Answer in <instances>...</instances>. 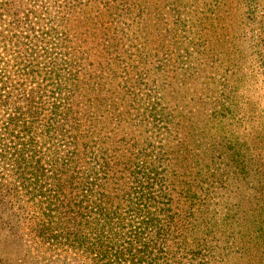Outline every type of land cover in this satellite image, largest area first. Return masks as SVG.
Segmentation results:
<instances>
[{"label": "trees", "instance_id": "16d2710c", "mask_svg": "<svg viewBox=\"0 0 264 264\" xmlns=\"http://www.w3.org/2000/svg\"><path fill=\"white\" fill-rule=\"evenodd\" d=\"M241 1L245 2L0 0V170L14 173L10 183L0 171V230H5L10 244L21 246L25 233L4 218L6 214H52L60 208L69 216L71 212L86 214L83 208L88 207V214H100L96 224L104 218L110 225L118 221L109 216L112 214H147L148 233L141 250L147 264H178V256L168 244L177 237L170 230L176 214L169 212L170 205L195 197L198 188L209 193L206 200L213 204L211 214L233 217L223 219L225 226L243 221L238 225L242 234L221 236L222 240L225 244L237 240L236 251L246 255V263L258 264L260 243L264 248V218L259 219V226L255 224L264 214V137L259 121L255 134L254 129L246 131L241 74L230 70L221 43L215 47L210 39V46L203 41L208 40V22L219 12L216 9L227 5L222 11L228 18L235 3ZM253 1L249 3L254 6ZM225 35L220 34L217 41H227ZM204 69L211 73L212 90H208V80L199 76ZM175 73L176 77L171 76ZM168 77H172L169 82ZM189 78L200 80L210 95L202 100L208 106L200 123L192 121L185 136L191 143L199 136L209 138L205 152L213 165L208 166L209 176L199 179L200 173H196L198 178L175 195L165 185V156L157 150L161 145L155 138L159 129L173 137L181 129L180 118L165 101L174 95V87L169 88L172 80ZM103 91L107 96H102ZM167 121L172 122V129L164 125ZM254 124L251 120L250 129ZM103 128L105 134L116 136H110L106 146L101 144L109 138L101 137ZM137 133L145 134L142 145L137 143ZM186 143L178 140L177 147ZM49 170L56 179L52 188L38 184ZM101 180L116 186L108 198L101 192L104 199L92 197ZM67 185L69 191H65ZM75 187L81 190L73 193ZM216 196H223L221 203ZM110 198H119L120 207L111 210L107 203L114 199ZM152 214L165 216L155 219ZM194 214L189 217L194 219ZM81 217H70L74 229L62 236L49 233L41 218L38 233L45 240H34L38 243L34 248L39 253L41 243H56L71 250L75 260L90 264H126L128 259L138 263L132 247L130 252L123 249L124 235L111 230L105 239L96 229L89 238L77 227ZM138 231L134 228L133 235ZM206 233L203 243L213 237L212 232ZM178 235L185 240L186 234ZM189 243L200 246L197 264L212 263L213 254L199 237H192ZM30 247L20 248L32 263ZM61 253L53 260L47 258L46 264H67L68 252ZM261 256L264 259V249Z\"/></svg>", "mask_w": 264, "mask_h": 264}, {"label": "rangeland", "instance_id": "374dc122", "mask_svg": "<svg viewBox=\"0 0 264 264\" xmlns=\"http://www.w3.org/2000/svg\"><path fill=\"white\" fill-rule=\"evenodd\" d=\"M253 2L254 6L249 3V0H245V2L243 1V3L241 1V4L239 2H236L235 7L231 10L230 15H228V18H225L224 12L222 11V9L227 5L216 9V11L219 12L212 14L208 22L210 24V29L208 30L209 32L207 33V36L205 35L208 40L204 38L203 41L206 42L207 46H210V39L214 44L216 43L215 47H218V45H220L221 43L225 58H229V63L231 66L230 70H234V72L237 71V73L239 72V74H241L240 78L242 77V81L239 80V82H241L242 84V94L245 98V104L243 106V118L244 120H246V131L249 132L250 130L254 129L253 133L255 134L256 131H258L259 121L260 135L263 138L264 0H254ZM199 4H201V2ZM150 18H153V13H150ZM223 33L227 34V36L225 35L227 40L225 41L226 43L222 41H217L219 39V35H222ZM168 66L169 64L167 65L166 69L170 68ZM169 72V70H166V73ZM178 73H180V70L178 71ZM210 74V71L206 69H204V71L199 74V76H202L200 77L202 80H208V90H212V86L215 85L214 83H212L211 78L209 77ZM172 75L176 77V73L171 74V76ZM171 78L172 77H168L167 82H169ZM201 83L202 82L200 80H197L196 78H189L187 80L180 81H177V79L172 80L169 88L174 87V95L173 97L168 96L167 102L165 101V103L173 107L176 118H180L179 120L183 125L181 126V129L175 133L176 135H174V137L172 136L173 134L168 135L167 133H161V129H159V135L157 138H155V140L157 142H160L161 145L159 146L161 148L157 150L163 151L165 156V161L162 165V169L165 171L167 177L165 185L170 186L175 195L179 192L181 187L184 186V184H192L193 180H196V178H198V175L197 177L195 175L196 173H200L199 179L203 177L205 179V176H209L208 171L211 168H209L208 166L213 165L210 160V156L207 155V152H205V144L209 143V138L204 139L203 137L199 136L198 141H194L193 143H191L190 138L188 136H185V131H187L188 126H191L192 121H195L198 124L200 123V118L206 111L208 106H204L202 100L205 99V96L210 95V93H207V89L202 86ZM101 94L103 97L107 96L105 91L101 92ZM188 116L189 119L187 118ZM251 120L255 121L254 128L252 129H250ZM186 121L188 122L186 123ZM163 123L164 121L162 122V124ZM164 125L167 126V128L169 129L173 128L172 122L169 123V121H167ZM100 127L101 125H99V127L96 129V132ZM101 131L103 134L101 137H109H106L107 140H103L104 142L101 143L102 146L110 144L111 137H116L115 134H105V128H103ZM164 134H166L167 136H165ZM135 136L138 137L137 143H139V145H142L143 142L146 140L145 134L143 133H137L135 134ZM182 139H185V142L188 143H186V146L185 144H182L180 145V148H178L177 141ZM196 143L197 145L195 146ZM118 154L119 153L115 154L116 157H118ZM77 168L78 167H76L75 169ZM115 169V166L112 167L113 171ZM0 171H2V175L7 179L8 182H13V172L9 170ZM70 171H73V174H78L77 170L71 169ZM48 172L50 175H43L38 181V184L44 187L52 188V184L56 179L54 180L52 178L54 172L53 170H49ZM169 173H171L172 176L175 174L174 177H172ZM77 181L81 182L82 180L78 179ZM73 182L77 186L76 178H74ZM199 184L202 185L201 182H199ZM115 187L116 186L114 183L101 180L100 184L97 186L98 193H96L95 191L92 194V197H102L99 194V192H101L105 194L106 198H108V195H112V191ZM80 190L81 187H75L72 192L77 193ZM65 191H69L68 185L65 187ZM195 191V197L193 196L192 198L187 199L182 198L181 200L176 201L172 200L174 202L170 205L171 209L169 210V212H176V214H174L175 216H173V225L171 226L170 230H175L173 235H177V237H174L169 240L168 244L172 249V253L178 256V264H197L200 261L199 254L196 253V250L200 246L196 247L194 245H190L189 242L190 239L195 236L199 237V239H201V243H203V241L207 239L206 231L212 232L213 235L212 239H210L207 243H203L204 246H209L210 251L213 254V258L211 259L212 263L210 264H247L245 259L243 258L246 255L236 251V246H238L237 240H231L229 238L231 241L228 244H225L221 237L228 234H233L234 237L237 238L238 235L243 233L242 231H240L241 228L238 226H241V224H243V221H238L233 226H225L226 220L223 219L228 220L233 217L229 214H224L225 216L223 217V214H211L210 206L213 204L206 200L209 193L206 194L207 191H205V189L200 190L196 188ZM175 197L177 198V196ZM222 197L223 196H216L220 203L223 200ZM102 198L104 199V197ZM112 199L114 198H110V200ZM120 202V199L117 198L107 203V206L110 207L111 210H113L114 207H120V205H118ZM30 203L31 201H27L25 204L31 205ZM262 206L264 205L262 204ZM76 208L77 206L75 205V209ZM35 210L37 209L35 208ZM87 210L88 207H84L83 211L86 212V214H73L71 212L69 213L71 214L69 216H66L68 214L60 208H56L55 211L52 210V214H31V211L29 212V214H26L27 212L25 214H6L4 218L10 219V222H13L15 225L18 224L19 230L23 234L25 233L23 235L25 241L21 242V246H23L24 248L29 247V245L31 246L30 256L33 258V260H31L32 263L26 261L27 258L24 254L23 249L20 248L21 246L10 244V242L5 238V230L3 229L2 231L0 230V264H46L48 263L47 258L53 260L55 259L54 257L56 255H62L63 253L61 252H64L65 250L68 252L66 256L67 264H90L91 261L88 260L86 262L75 260L71 250L66 249V247H63L62 245L56 243H53L52 245L41 243L43 247L39 253L34 248V245L38 244L37 241L35 243L34 240H38V238L40 241L45 240L38 233V230H40L39 227L41 225V221L39 220H41V218H43V223H45V227L49 233L57 235L60 234V236H62L64 233H68L70 230L74 229V225H72L69 219L70 217L75 216L77 219L78 216H82V219H80L82 221V224H77V227L80 228L81 231L86 234L89 238H92V234L96 231V229L101 232L102 238L105 239L106 236L110 234L111 230L113 232H117L118 234L121 233V236H125V242L122 243V246H124L123 249L127 248L128 252L133 249V251H136L135 253L139 257L138 263L135 262L134 264H147L148 258H144L143 253L141 251L143 249L142 247L148 233L144 221V218L147 216V214H112L109 216L114 219H117L118 221H111L112 223L110 225L104 220V218H100V221L98 222V224H96V217L100 214H96L93 212L88 214ZM193 212H195L196 214H194V219H191L189 217V214H193ZM152 216L155 219H161L164 218L165 214H152ZM261 217L264 218V214H260L258 220H256L255 224H257V226H259L258 222H260L259 219H261ZM32 219L34 221H32ZM195 222L199 226L195 227ZM217 226L221 227V229ZM134 228H138L139 230L137 236L133 235ZM224 229H227V232L232 231V233H220V231ZM178 234H181L182 236L186 234L185 240L184 237L181 238ZM188 235H190L189 238ZM28 236L29 239H26V237ZM31 236L33 237L31 238ZM114 237H116V235H114ZM182 240H184V245L181 243ZM260 242H262V240ZM184 246L188 248L184 249ZM263 249L264 248L261 246L260 243V245L258 246V264H264V261H261V259H263V256H261ZM247 254L249 255V253ZM125 263L132 264L130 259H128Z\"/></svg>", "mask_w": 264, "mask_h": 264}]
</instances>
